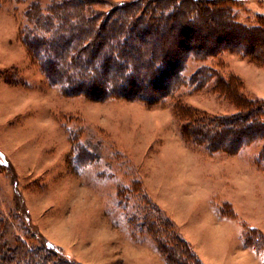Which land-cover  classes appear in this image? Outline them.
<instances>
[{"label":"rangeland","instance_id":"obj_1","mask_svg":"<svg viewBox=\"0 0 264 264\" xmlns=\"http://www.w3.org/2000/svg\"><path fill=\"white\" fill-rule=\"evenodd\" d=\"M32 1L0 0V212L15 226L12 233L49 241L80 264H168L162 254L167 247L147 228L151 220L144 226L142 220L150 211L165 222L171 237L182 236L155 205L143 177L149 171L176 174L187 165V157L175 150L181 143L204 172L217 162L229 164L234 156L185 144L173 99L152 107L124 99L100 103L68 97L51 85L20 39L24 11ZM106 1L98 7L108 10L132 0ZM234 2L227 7L240 22L256 26L258 15L264 17V0ZM201 65L191 60L186 74ZM206 65L224 77L237 75L248 98L264 99V65L240 53H225ZM213 83L178 98L211 115L234 113V105L214 92ZM263 144L238 154L251 171H264L257 160ZM200 206L190 211L193 218L206 216L205 205ZM219 209L224 217H237L228 205ZM253 210L264 218V204ZM249 234L264 254V233L255 229ZM183 250L192 254L188 247Z\"/></svg>","mask_w":264,"mask_h":264},{"label":"trees","instance_id":"obj_2","mask_svg":"<svg viewBox=\"0 0 264 264\" xmlns=\"http://www.w3.org/2000/svg\"><path fill=\"white\" fill-rule=\"evenodd\" d=\"M234 1L132 0L102 10L98 6L110 2L34 0L24 11L20 39L44 77L66 96L100 103L124 99L149 107L173 99L172 112L187 145L235 156L264 142V99L248 98L237 75L224 77L206 62L240 53L264 65V17L258 15L256 26L240 22L227 7ZM191 60L203 65L187 75ZM213 80L214 92L234 105V113L211 115L178 98L201 91ZM257 160L264 163V144ZM153 217L149 211L142 224L151 220L147 228L167 247L162 254L168 264H203L185 239L171 237L165 222ZM14 230L0 212V264H80L59 246ZM250 231H245L246 244L261 251L251 242Z\"/></svg>","mask_w":264,"mask_h":264},{"label":"crops","instance_id":"obj_3","mask_svg":"<svg viewBox=\"0 0 264 264\" xmlns=\"http://www.w3.org/2000/svg\"><path fill=\"white\" fill-rule=\"evenodd\" d=\"M181 145L175 150L187 157V165L176 174L149 171L143 177L148 194L168 214L203 264H264V254L244 239L245 225L264 233V218L253 210L264 204V171L259 167L251 171L245 157L236 155L230 157L229 164L217 162L204 172L197 157ZM201 204L206 216L193 218L190 211L201 209ZM223 205L232 207L237 217L222 216L219 207Z\"/></svg>","mask_w":264,"mask_h":264},{"label":"bare ground","instance_id":"obj_4","mask_svg":"<svg viewBox=\"0 0 264 264\" xmlns=\"http://www.w3.org/2000/svg\"><path fill=\"white\" fill-rule=\"evenodd\" d=\"M5 153V152H4Z\"/></svg>","mask_w":264,"mask_h":264}]
</instances>
